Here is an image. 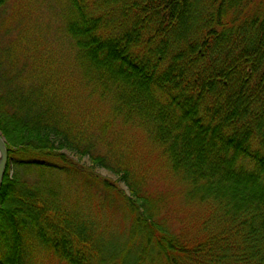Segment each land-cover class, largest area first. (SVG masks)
Returning a JSON list of instances; mask_svg holds the SVG:
<instances>
[{"label": "trees", "instance_id": "1", "mask_svg": "<svg viewBox=\"0 0 264 264\" xmlns=\"http://www.w3.org/2000/svg\"><path fill=\"white\" fill-rule=\"evenodd\" d=\"M47 2L0 0V264H264V0Z\"/></svg>", "mask_w": 264, "mask_h": 264}, {"label": "rangeland", "instance_id": "2", "mask_svg": "<svg viewBox=\"0 0 264 264\" xmlns=\"http://www.w3.org/2000/svg\"><path fill=\"white\" fill-rule=\"evenodd\" d=\"M57 0H48V2L46 3V8L44 7V9L42 8V10L44 12H47V6L49 4H52L54 9H57L58 5L56 4ZM53 9H51L50 7L48 8V14H51ZM74 158L86 165H91V162L89 160L88 157H83L80 158L78 156H74ZM96 171L100 174H102L103 176H106L110 179H112L114 182H116V184H118L126 193H129V189L127 187V185L125 183H123L122 181L120 182L119 177L113 173H111L109 170L105 169V168H96Z\"/></svg>", "mask_w": 264, "mask_h": 264}, {"label": "water", "instance_id": "3", "mask_svg": "<svg viewBox=\"0 0 264 264\" xmlns=\"http://www.w3.org/2000/svg\"><path fill=\"white\" fill-rule=\"evenodd\" d=\"M7 159H8V150H7L6 140L0 132V188L5 174Z\"/></svg>", "mask_w": 264, "mask_h": 264}]
</instances>
